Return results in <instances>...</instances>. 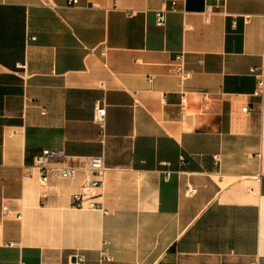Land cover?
<instances>
[{"label":"crops","instance_id":"0c3cea01","mask_svg":"<svg viewBox=\"0 0 264 264\" xmlns=\"http://www.w3.org/2000/svg\"><path fill=\"white\" fill-rule=\"evenodd\" d=\"M50 1L0 0V264H264V0Z\"/></svg>","mask_w":264,"mask_h":264},{"label":"built area","instance_id":"2783aa9c","mask_svg":"<svg viewBox=\"0 0 264 264\" xmlns=\"http://www.w3.org/2000/svg\"><path fill=\"white\" fill-rule=\"evenodd\" d=\"M41 5L48 6L53 8L55 5L50 0H38ZM70 4H75L77 0H68ZM171 5H174L172 3ZM165 11L162 10L156 14V25L163 26L165 19ZM209 12L205 13V19H207ZM34 39V37H30ZM102 55L105 53V47H102ZM174 72L178 76L180 82H183L189 77V72L184 67V58L182 53H178L174 57ZM250 74H253L256 78V86L253 92L250 94L253 97H264V64L258 67H251L249 70ZM186 101L185 94L182 93L180 97V105L184 106ZM162 102H164V97H162ZM140 105L137 99L133 100V106ZM243 113H250L251 109L248 105H244L241 108ZM261 113L264 115V106L262 107ZM105 116L106 110L105 107L100 104H95L93 107V122L97 126L100 137L105 136ZM64 154L61 150L53 149H43L35 157L33 162V167L39 173V184L43 187L47 184L50 177L58 179H69L75 176L78 171V168L73 166L62 165L64 160ZM216 159V157H214ZM83 169L92 177L87 179L82 187L83 193H75L72 195V201L76 206H82L83 204V194L92 188H100L103 184V174L105 171L103 156H87L84 158ZM168 176V172H166ZM196 193V188L191 184H187L183 191L184 196H192ZM93 207L99 206L96 203H90ZM6 207L2 206V211H5Z\"/></svg>","mask_w":264,"mask_h":264}]
</instances>
